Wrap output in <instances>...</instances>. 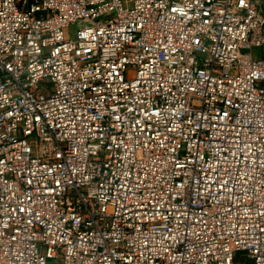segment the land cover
Masks as SVG:
<instances>
[{"label":"built area","instance_id":"obj_1","mask_svg":"<svg viewBox=\"0 0 264 264\" xmlns=\"http://www.w3.org/2000/svg\"><path fill=\"white\" fill-rule=\"evenodd\" d=\"M0 264H264V0H0Z\"/></svg>","mask_w":264,"mask_h":264},{"label":"trees","instance_id":"obj_2","mask_svg":"<svg viewBox=\"0 0 264 264\" xmlns=\"http://www.w3.org/2000/svg\"><path fill=\"white\" fill-rule=\"evenodd\" d=\"M238 257H239V253L235 255V260H237Z\"/></svg>","mask_w":264,"mask_h":264}]
</instances>
